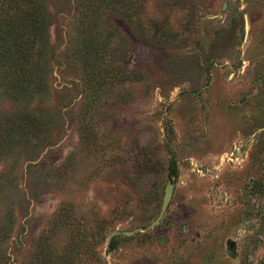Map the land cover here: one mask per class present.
Returning a JSON list of instances; mask_svg holds the SVG:
<instances>
[{
    "label": "rangeland",
    "instance_id": "1",
    "mask_svg": "<svg viewBox=\"0 0 264 264\" xmlns=\"http://www.w3.org/2000/svg\"><path fill=\"white\" fill-rule=\"evenodd\" d=\"M42 1L20 107L46 128L0 143V264H264V0ZM18 112L0 93V142Z\"/></svg>",
    "mask_w": 264,
    "mask_h": 264
},
{
    "label": "trees",
    "instance_id": "2",
    "mask_svg": "<svg viewBox=\"0 0 264 264\" xmlns=\"http://www.w3.org/2000/svg\"><path fill=\"white\" fill-rule=\"evenodd\" d=\"M91 43L85 47L82 58L94 65L96 60L92 55L97 59L101 54ZM49 59L48 14L44 2L0 0V93L10 97L19 110L4 125L5 138L0 142L5 143L1 146L3 154L17 131H22L23 135H30L32 131L31 136L38 137L39 131L46 128L42 118L21 113L20 106L45 93Z\"/></svg>",
    "mask_w": 264,
    "mask_h": 264
},
{
    "label": "water",
    "instance_id": "3",
    "mask_svg": "<svg viewBox=\"0 0 264 264\" xmlns=\"http://www.w3.org/2000/svg\"><path fill=\"white\" fill-rule=\"evenodd\" d=\"M173 191H174L173 183L168 182L166 187H165L164 194H163L160 211H159L157 217L154 220H152L147 226L137 227V228H134V229L129 230V231H117V232L111 234L109 236V239H111L114 235H124V234L127 235V234H133V233H138V232H145V231H148V230L154 228L162 220L163 216L165 215V213H166V211L170 205L172 195H173Z\"/></svg>",
    "mask_w": 264,
    "mask_h": 264
}]
</instances>
